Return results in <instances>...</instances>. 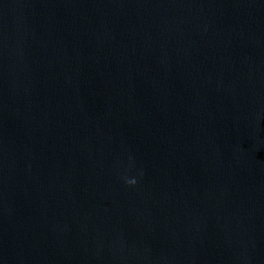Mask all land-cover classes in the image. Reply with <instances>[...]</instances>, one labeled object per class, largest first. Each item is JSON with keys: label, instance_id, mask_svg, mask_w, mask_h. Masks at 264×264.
<instances>
[{"label": "water", "instance_id": "obj_1", "mask_svg": "<svg viewBox=\"0 0 264 264\" xmlns=\"http://www.w3.org/2000/svg\"><path fill=\"white\" fill-rule=\"evenodd\" d=\"M0 264H264V0H0Z\"/></svg>", "mask_w": 264, "mask_h": 264}, {"label": "clouds", "instance_id": "obj_2", "mask_svg": "<svg viewBox=\"0 0 264 264\" xmlns=\"http://www.w3.org/2000/svg\"><path fill=\"white\" fill-rule=\"evenodd\" d=\"M127 183H129V184H135L136 181L135 180H129V181H127Z\"/></svg>", "mask_w": 264, "mask_h": 264}]
</instances>
